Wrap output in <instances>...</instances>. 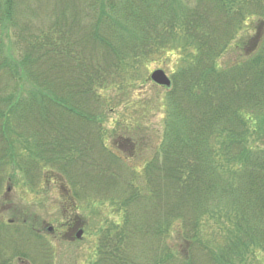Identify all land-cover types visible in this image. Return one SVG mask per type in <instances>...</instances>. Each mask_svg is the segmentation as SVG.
Listing matches in <instances>:
<instances>
[{
    "label": "trees",
    "instance_id": "obj_1",
    "mask_svg": "<svg viewBox=\"0 0 264 264\" xmlns=\"http://www.w3.org/2000/svg\"><path fill=\"white\" fill-rule=\"evenodd\" d=\"M38 13L26 34L22 20L28 27ZM232 44L243 53L223 68ZM170 55L178 66L162 145L123 181L127 164L104 140L102 92ZM9 128L35 137L29 164L15 155ZM263 130L264 0H0V179L17 162L32 182L57 169L72 203L82 183L122 194L124 224L105 231L96 264H234L242 249H264V147L245 148L248 133ZM223 200L236 234L217 250L203 240L204 217ZM0 226V264L16 252L22 260L36 228L25 220L17 237Z\"/></svg>",
    "mask_w": 264,
    "mask_h": 264
},
{
    "label": "rangeland",
    "instance_id": "obj_2",
    "mask_svg": "<svg viewBox=\"0 0 264 264\" xmlns=\"http://www.w3.org/2000/svg\"><path fill=\"white\" fill-rule=\"evenodd\" d=\"M39 13L30 19L28 27L26 26L28 18L22 20L21 26L26 34L36 31L30 28L32 23L39 24L43 19L44 16ZM241 40L242 37L237 41ZM12 41V38L7 40L9 52L14 47ZM234 44L220 59L223 68L241 57L242 51ZM254 47L256 44H250L247 51ZM163 61V64L153 63L146 68L143 66L138 68L136 73L138 80L129 82L130 84H115L102 92L107 97L104 140L108 148L127 164H124L126 172L123 181L132 176L134 167L138 171L142 170L154 156L162 145L168 128L170 113L167 90L151 81L150 74L155 69L163 68L172 76L178 66V57L170 55ZM25 84V87L29 88V83ZM116 121L122 122L123 126L129 124V129H121L118 127L119 124L114 125ZM7 133L13 143L15 155L23 156L21 158H24L27 164L33 161L37 155L35 137L27 135L22 138L16 137L17 133L11 128ZM245 138L246 149L264 147V130L250 131ZM118 140L123 144L121 147L114 145ZM5 171L6 178L0 179V225L6 223L9 230L4 233L23 237L22 223L25 220L36 228L34 232L36 235L31 242L23 244L20 248L22 260L16 252L10 264H96L99 258V245L104 240L105 231H115V228L124 224L125 208L123 201L120 200L122 194L96 195L92 187L82 183L76 188L83 197L75 199L72 203V198L66 195L65 188L62 187L65 184L70 188V181L53 167H44L43 174L34 176L35 182H32L31 176L17 162L9 163ZM138 171L136 172L139 173ZM89 173L91 174V168ZM107 196H117L119 199L112 200ZM218 202L216 201L217 204ZM228 203L227 200H223L217 208L213 205L204 217L203 240L217 250L225 245L228 238L231 240L236 234L235 230L231 232L233 215L231 216ZM50 226L52 230L49 229ZM80 229H83V233L78 238L76 235ZM44 244L51 248L50 257L44 255ZM249 247L246 250L242 249L245 251L244 257L236 259L234 264H264V249L255 245ZM11 253L8 252L10 255Z\"/></svg>",
    "mask_w": 264,
    "mask_h": 264
},
{
    "label": "water",
    "instance_id": "obj_3",
    "mask_svg": "<svg viewBox=\"0 0 264 264\" xmlns=\"http://www.w3.org/2000/svg\"><path fill=\"white\" fill-rule=\"evenodd\" d=\"M150 77L157 84L164 85V86H170L171 85V79L169 78V76L167 75L165 70H163L161 68L155 69L151 73ZM82 233H83V230H80L78 232L77 236L81 237Z\"/></svg>",
    "mask_w": 264,
    "mask_h": 264
},
{
    "label": "bare ground",
    "instance_id": "obj_4",
    "mask_svg": "<svg viewBox=\"0 0 264 264\" xmlns=\"http://www.w3.org/2000/svg\"><path fill=\"white\" fill-rule=\"evenodd\" d=\"M163 69V68H162ZM163 70H165V69H163ZM168 75V74H167ZM169 76V75H168ZM169 78L171 79V85L170 86H164V85H160L159 84V86H162V87H164L165 89H169L171 86H172V77L171 76H169Z\"/></svg>",
    "mask_w": 264,
    "mask_h": 264
}]
</instances>
